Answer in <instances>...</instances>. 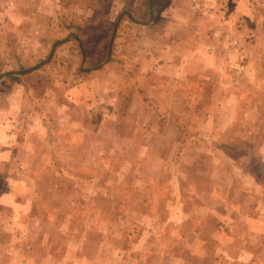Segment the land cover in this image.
<instances>
[{
  "label": "rangeland",
  "instance_id": "1",
  "mask_svg": "<svg viewBox=\"0 0 264 264\" xmlns=\"http://www.w3.org/2000/svg\"><path fill=\"white\" fill-rule=\"evenodd\" d=\"M0 264H264V0H0Z\"/></svg>",
  "mask_w": 264,
  "mask_h": 264
}]
</instances>
